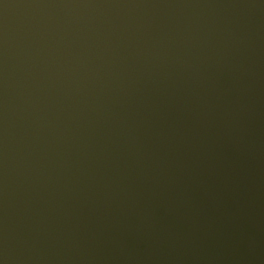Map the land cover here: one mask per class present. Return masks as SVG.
<instances>
[{
	"label": "water",
	"instance_id": "95a60500",
	"mask_svg": "<svg viewBox=\"0 0 264 264\" xmlns=\"http://www.w3.org/2000/svg\"><path fill=\"white\" fill-rule=\"evenodd\" d=\"M0 264H264V0H0Z\"/></svg>",
	"mask_w": 264,
	"mask_h": 264
}]
</instances>
